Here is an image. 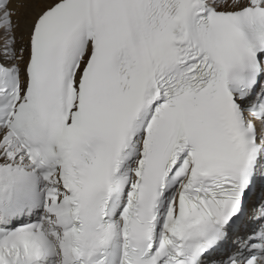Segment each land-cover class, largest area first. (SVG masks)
I'll return each instance as SVG.
<instances>
[{
	"label": "snow or ice",
	"instance_id": "6c2138e0",
	"mask_svg": "<svg viewBox=\"0 0 264 264\" xmlns=\"http://www.w3.org/2000/svg\"><path fill=\"white\" fill-rule=\"evenodd\" d=\"M258 186L264 0H0V264H264Z\"/></svg>",
	"mask_w": 264,
	"mask_h": 264
}]
</instances>
